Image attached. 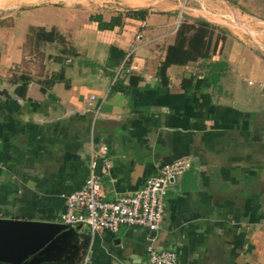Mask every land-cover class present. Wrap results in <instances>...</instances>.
Returning <instances> with one entry per match:
<instances>
[{"label":"crops","instance_id":"obj_1","mask_svg":"<svg viewBox=\"0 0 264 264\" xmlns=\"http://www.w3.org/2000/svg\"><path fill=\"white\" fill-rule=\"evenodd\" d=\"M137 10L150 13L126 17ZM121 14L112 30L93 19ZM201 21L210 58L169 67L163 83L177 24ZM41 29L58 38L38 41ZM104 147L107 201L167 164L192 166L169 186L159 231L80 225L75 248L45 264H136L150 246L178 264H264V0H0V218L64 224Z\"/></svg>","mask_w":264,"mask_h":264},{"label":"built area","instance_id":"obj_2","mask_svg":"<svg viewBox=\"0 0 264 264\" xmlns=\"http://www.w3.org/2000/svg\"><path fill=\"white\" fill-rule=\"evenodd\" d=\"M176 26L175 32L180 28ZM135 55L132 49L121 62L117 76L123 72L130 74L131 61ZM107 148L94 154L91 160L90 176L77 192L67 196V209L63 223L70 227L87 226L92 234L103 229L117 233L122 227H139L157 232L161 229L166 213V195L169 186L187 172L192 164L189 159H181L163 166L157 176L149 178L145 185L134 192L124 193L111 201L104 199L103 183L95 174L96 158L104 159L103 172H109L111 165L105 161ZM179 255L173 250L148 248V260L136 264H178Z\"/></svg>","mask_w":264,"mask_h":264},{"label":"water","instance_id":"obj_3","mask_svg":"<svg viewBox=\"0 0 264 264\" xmlns=\"http://www.w3.org/2000/svg\"><path fill=\"white\" fill-rule=\"evenodd\" d=\"M103 167L104 159L100 158L95 166L98 177L102 176ZM78 230L65 224L0 218V264L59 262L70 246L75 248ZM81 239L87 243L88 236L81 235ZM72 258L75 260L76 254Z\"/></svg>","mask_w":264,"mask_h":264},{"label":"trees","instance_id":"obj_4","mask_svg":"<svg viewBox=\"0 0 264 264\" xmlns=\"http://www.w3.org/2000/svg\"><path fill=\"white\" fill-rule=\"evenodd\" d=\"M149 13L150 12L148 10H137L127 13L126 17L137 20H145ZM124 18V15L121 14L113 18L109 23L104 22L102 17H94L93 19L99 23V28L101 30H112L117 26H122ZM210 27V24L202 21L195 25H181L175 44L167 49L166 60L159 68V76L163 83H168L167 71L169 67L173 65L185 66L200 59L210 58L212 53V42L214 38ZM36 37L38 41L54 42L58 38V35L55 30L47 32L44 29H41L38 31V33H36ZM218 42L219 39L217 40L216 45ZM213 75L214 74L212 73L211 77H207L199 83L203 84L204 87H207L211 83V79L214 80ZM126 89L127 88L120 87L119 85L113 88L115 91H125Z\"/></svg>","mask_w":264,"mask_h":264},{"label":"rangeland","instance_id":"obj_5","mask_svg":"<svg viewBox=\"0 0 264 264\" xmlns=\"http://www.w3.org/2000/svg\"><path fill=\"white\" fill-rule=\"evenodd\" d=\"M181 25H183V24L181 23ZM212 43H214V41ZM139 47H140L139 45H137V47L134 46L133 50L136 52L137 50H139ZM231 51H232V46H230V47L228 46V47H226L225 54L227 55V54L231 53ZM135 58H136V56L133 57V60L131 61V64L130 65H133V61H134ZM123 74H125V72H123L122 75ZM213 76H214V78H213L214 80H216L217 77H219L216 74H214ZM214 80L211 79V81H214ZM256 88H258V85L257 84H256ZM79 236L80 235L77 233V237H79Z\"/></svg>","mask_w":264,"mask_h":264}]
</instances>
